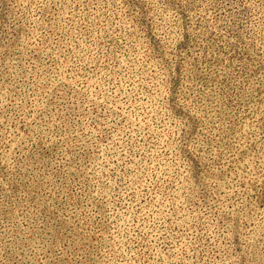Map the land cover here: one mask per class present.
<instances>
[{
    "label": "rangeland",
    "instance_id": "obj_1",
    "mask_svg": "<svg viewBox=\"0 0 264 264\" xmlns=\"http://www.w3.org/2000/svg\"><path fill=\"white\" fill-rule=\"evenodd\" d=\"M0 264H264V0H0Z\"/></svg>",
    "mask_w": 264,
    "mask_h": 264
}]
</instances>
